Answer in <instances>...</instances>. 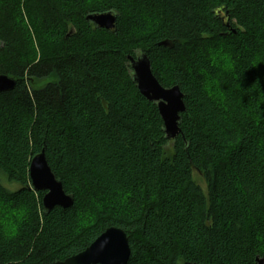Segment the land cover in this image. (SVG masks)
Returning <instances> with one entry per match:
<instances>
[{
    "label": "trees",
    "instance_id": "trees-1",
    "mask_svg": "<svg viewBox=\"0 0 264 264\" xmlns=\"http://www.w3.org/2000/svg\"><path fill=\"white\" fill-rule=\"evenodd\" d=\"M107 11L113 30L86 20ZM209 47L237 62L223 100L201 86ZM136 53L183 94L175 139L132 80ZM0 74L15 79L0 92V198L30 207L0 264L63 261L108 227L125 232L127 264L264 259V0H0ZM42 149L70 207L45 212L30 189Z\"/></svg>",
    "mask_w": 264,
    "mask_h": 264
},
{
    "label": "water",
    "instance_id": "water-1",
    "mask_svg": "<svg viewBox=\"0 0 264 264\" xmlns=\"http://www.w3.org/2000/svg\"><path fill=\"white\" fill-rule=\"evenodd\" d=\"M86 20L94 26L113 30L116 27V14L113 11L89 13ZM131 77L139 93L149 102L156 104L163 122L167 141L175 139L181 130L179 122L185 110L183 94L179 87H163L151 70L149 58L145 53L128 56ZM15 79L0 74V92L12 90ZM30 189L44 192L41 206L45 212L54 207L67 208L73 204V197L65 193L62 183L56 178L47 163L44 149L34 155L28 167ZM130 247L125 232L118 227H108L100 233L83 251L63 261L52 264H127ZM257 264H264L263 258L256 257ZM197 264V263H193Z\"/></svg>",
    "mask_w": 264,
    "mask_h": 264
},
{
    "label": "clouds",
    "instance_id": "clouds-1",
    "mask_svg": "<svg viewBox=\"0 0 264 264\" xmlns=\"http://www.w3.org/2000/svg\"><path fill=\"white\" fill-rule=\"evenodd\" d=\"M261 59L259 53L252 58V63ZM207 60L213 68L216 69L215 75L202 68L201 72L204 75L202 81L203 91L213 98L223 100L224 93L221 92L220 86L222 83V76L224 74H231L233 77L237 75V62L233 59L232 53L225 50L223 47L211 48L207 50ZM30 213V207L23 202H14L0 198V237L4 239H11L22 229L23 223ZM255 241L259 250H264V232L257 231Z\"/></svg>",
    "mask_w": 264,
    "mask_h": 264
},
{
    "label": "rangeland",
    "instance_id": "rangeland-1",
    "mask_svg": "<svg viewBox=\"0 0 264 264\" xmlns=\"http://www.w3.org/2000/svg\"><path fill=\"white\" fill-rule=\"evenodd\" d=\"M194 179L200 184V186L202 188H205V183L203 182L202 177L200 176V174L197 171L194 172ZM11 188L16 189L17 185H13Z\"/></svg>",
    "mask_w": 264,
    "mask_h": 264
}]
</instances>
